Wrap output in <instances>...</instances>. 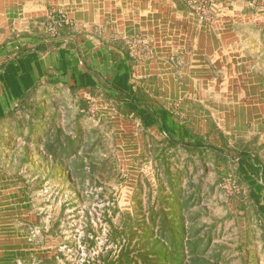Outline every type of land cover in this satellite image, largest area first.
<instances>
[{
  "label": "rangeland",
  "instance_id": "1",
  "mask_svg": "<svg viewBox=\"0 0 264 264\" xmlns=\"http://www.w3.org/2000/svg\"><path fill=\"white\" fill-rule=\"evenodd\" d=\"M183 2L212 25L216 0L208 22ZM250 7L235 28L264 91V2ZM74 28L55 8L37 32L55 39ZM153 52L149 42L130 50L134 59ZM100 83L38 89L0 123V172L27 204L17 229L31 251L14 264H264L263 191L237 167L243 154L264 161V119L246 126L256 137L224 138L223 152L171 144Z\"/></svg>",
  "mask_w": 264,
  "mask_h": 264
},
{
  "label": "crops",
  "instance_id": "2",
  "mask_svg": "<svg viewBox=\"0 0 264 264\" xmlns=\"http://www.w3.org/2000/svg\"><path fill=\"white\" fill-rule=\"evenodd\" d=\"M250 1L216 0L214 22L207 25L183 0H0V123L38 89L88 91L108 80L136 109L131 116L151 107L157 123L148 129L164 133L163 110L174 141L185 147L191 141L223 152L228 135L256 137L246 126L264 119V91L250 72L247 48L235 28L250 17ZM55 8L67 12L75 28L49 39L37 32L38 23ZM137 36L149 39L150 59L130 53L128 40ZM139 92L148 100L139 101ZM242 157L239 170L262 183L245 166L261 168L264 161ZM14 182L0 172V264H14L31 251L24 231L17 229L27 204L17 199ZM262 191L257 209L264 218Z\"/></svg>",
  "mask_w": 264,
  "mask_h": 264
},
{
  "label": "trees",
  "instance_id": "3",
  "mask_svg": "<svg viewBox=\"0 0 264 264\" xmlns=\"http://www.w3.org/2000/svg\"><path fill=\"white\" fill-rule=\"evenodd\" d=\"M136 110V109H135ZM138 115H139V118L141 119V121L143 122V124L145 126H151V125H154L157 123V117L156 115H154V113H151V107L149 106H146L145 105V108L144 109H140L137 111ZM159 118H160V126H161V129L163 131H165L168 136H169V141L171 142V144H175L176 142L174 141L173 137H172V132L168 129L167 125H166V121H165V118H166V113L162 110L159 112ZM186 144L188 146H196V143L195 142H191V141H187ZM243 158H248L247 155H244ZM246 165L247 167L249 168H252L250 169L252 174H254V177L255 175H260L261 176V180H262V183H255L256 181L255 180H251V182L255 185H257V189L258 191L259 190H264V167H257V165L255 166H251V164L247 163L246 162ZM248 176V175H247ZM257 191V192H258ZM256 192V193H257ZM260 198H258L257 200H259ZM260 212L264 214V207H261L260 208Z\"/></svg>",
  "mask_w": 264,
  "mask_h": 264
},
{
  "label": "built area",
  "instance_id": "4",
  "mask_svg": "<svg viewBox=\"0 0 264 264\" xmlns=\"http://www.w3.org/2000/svg\"><path fill=\"white\" fill-rule=\"evenodd\" d=\"M210 2L211 0H190L193 11L203 21L208 22L211 20L210 7H209ZM66 22L69 23V21ZM128 45L130 50L134 51L138 48L148 46V40L142 39L140 37H134L128 40Z\"/></svg>",
  "mask_w": 264,
  "mask_h": 264
}]
</instances>
